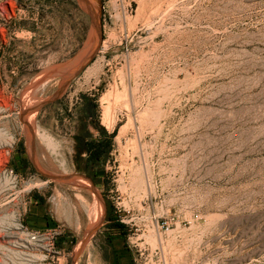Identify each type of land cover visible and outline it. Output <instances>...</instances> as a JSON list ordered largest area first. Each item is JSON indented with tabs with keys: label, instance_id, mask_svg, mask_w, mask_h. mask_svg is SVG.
<instances>
[{
	"label": "rangeland",
	"instance_id": "obj_1",
	"mask_svg": "<svg viewBox=\"0 0 264 264\" xmlns=\"http://www.w3.org/2000/svg\"><path fill=\"white\" fill-rule=\"evenodd\" d=\"M91 2L94 52L77 0H0V169L24 194L0 264H39L21 226L58 225L63 264H264V0ZM101 128L95 184L74 136Z\"/></svg>",
	"mask_w": 264,
	"mask_h": 264
},
{
	"label": "bare ground",
	"instance_id": "obj_2",
	"mask_svg": "<svg viewBox=\"0 0 264 264\" xmlns=\"http://www.w3.org/2000/svg\"><path fill=\"white\" fill-rule=\"evenodd\" d=\"M91 41H92V32L90 34L89 43ZM108 98H109V94L106 97L104 96V98L102 97V100H106L105 102L107 103V100L109 101ZM102 102H104V101H102ZM28 105H29V103H28ZM107 105H108V103H107ZM9 106L0 105V115H3L4 118H6V114H8L10 111ZM106 106L105 107L103 106V112H102V118H101L102 121L101 122L103 124H105V125L107 124V126H109L112 123V122H110L112 119V116H111V112H110V108H109L110 105H108L109 107L108 106L106 107ZM114 106H116V105H114ZM11 108H12V105H11ZM8 116L10 117V114H8ZM27 116H28V114H27ZM23 118L25 119V116H24L23 112L21 111L19 120H22ZM7 123H9V120L3 121L2 125H1L3 127L0 128V144H2V146L6 145V144L8 145L10 142V139H11L10 131H9V127H8ZM41 137L43 138V136H41ZM15 179L12 176H10L9 174H6L5 172H3L2 169H0V213L3 216L8 217L10 221H13L16 218L17 212L19 210V206L22 204L23 197H24L23 191L17 190ZM6 225L8 227H12V228L16 227L15 222H13L11 224H6Z\"/></svg>",
	"mask_w": 264,
	"mask_h": 264
},
{
	"label": "trees",
	"instance_id": "obj_3",
	"mask_svg": "<svg viewBox=\"0 0 264 264\" xmlns=\"http://www.w3.org/2000/svg\"><path fill=\"white\" fill-rule=\"evenodd\" d=\"M83 127H81V130ZM98 139H87L80 134L74 136L76 148V160L81 162L84 156V164H77L76 169L83 172L93 183L100 184L99 174L103 172L100 165L108 157L112 144L113 134H107L104 128L100 129Z\"/></svg>",
	"mask_w": 264,
	"mask_h": 264
},
{
	"label": "built area",
	"instance_id": "obj_4",
	"mask_svg": "<svg viewBox=\"0 0 264 264\" xmlns=\"http://www.w3.org/2000/svg\"><path fill=\"white\" fill-rule=\"evenodd\" d=\"M66 233V227L58 225L51 229L33 230L21 226V234L26 238V244L22 247L28 251H36L42 258L39 264H63L62 259H66L63 250L56 246L58 237ZM60 251H62L60 253Z\"/></svg>",
	"mask_w": 264,
	"mask_h": 264
},
{
	"label": "water",
	"instance_id": "obj_5",
	"mask_svg": "<svg viewBox=\"0 0 264 264\" xmlns=\"http://www.w3.org/2000/svg\"><path fill=\"white\" fill-rule=\"evenodd\" d=\"M79 5L81 6L82 10L85 12V14L88 16V18L91 21V27H92V40L94 42V49L93 52L96 50V44L100 39V32H99V21L98 16L95 12L94 6L91 2V0H77ZM30 137V136H29ZM31 138V137H30ZM86 180L90 181L88 178H85Z\"/></svg>",
	"mask_w": 264,
	"mask_h": 264
}]
</instances>
